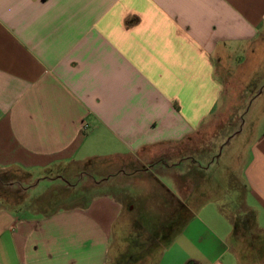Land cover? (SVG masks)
Returning <instances> with one entry per match:
<instances>
[{
    "label": "crops",
    "instance_id": "0c3cea01",
    "mask_svg": "<svg viewBox=\"0 0 264 264\" xmlns=\"http://www.w3.org/2000/svg\"><path fill=\"white\" fill-rule=\"evenodd\" d=\"M245 67L264 74V0H0V172L183 145ZM239 116L226 156H157L81 208L0 204V264H264V102Z\"/></svg>",
    "mask_w": 264,
    "mask_h": 264
},
{
    "label": "rangeland",
    "instance_id": "374dc122",
    "mask_svg": "<svg viewBox=\"0 0 264 264\" xmlns=\"http://www.w3.org/2000/svg\"><path fill=\"white\" fill-rule=\"evenodd\" d=\"M248 67L241 68V73L236 70L229 81L226 79L227 93L221 104L223 111L218 119L213 121L209 131L203 135L199 133L197 137L183 145L149 149L132 158L93 160L80 164L60 160L51 167L53 170L36 171L33 178L17 171L0 172V204L12 207L14 204L24 203L28 215L34 216L48 215L67 208H81L87 206L95 196L109 191L111 187H121L127 178L123 179L121 174L128 175L142 170L145 166L156 163L159 160L157 156H164L162 158L164 164L177 163L176 158L180 159L191 153L201 157L202 154L217 149L213 148L212 137L231 135L233 131L227 132L228 127L232 128L240 123L239 112L242 111L241 119L248 122L249 110L264 102V74L250 76L251 70ZM219 70L217 68L218 72ZM263 70L264 68H259L258 71ZM194 145L196 148H193ZM220 149H217L215 155H220L223 150L226 156L230 148ZM194 161L196 162V159ZM189 167L187 166L189 170L191 169L187 171L189 178L193 177L194 186L199 188L202 174L192 163ZM181 168L183 172L185 166Z\"/></svg>",
    "mask_w": 264,
    "mask_h": 264
},
{
    "label": "built area",
    "instance_id": "2783aa9c",
    "mask_svg": "<svg viewBox=\"0 0 264 264\" xmlns=\"http://www.w3.org/2000/svg\"><path fill=\"white\" fill-rule=\"evenodd\" d=\"M85 127L88 128V125H86Z\"/></svg>",
    "mask_w": 264,
    "mask_h": 264
}]
</instances>
